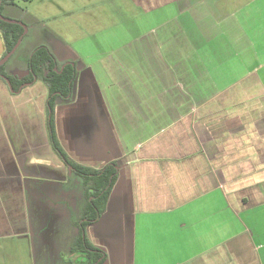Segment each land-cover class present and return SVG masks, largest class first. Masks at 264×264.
I'll use <instances>...</instances> for the list:
<instances>
[{
    "label": "crops",
    "instance_id": "obj_1",
    "mask_svg": "<svg viewBox=\"0 0 264 264\" xmlns=\"http://www.w3.org/2000/svg\"><path fill=\"white\" fill-rule=\"evenodd\" d=\"M109 1L97 19L68 13L80 30L113 27L98 40L107 50L88 63L68 46L77 38L59 35L53 50L79 70L72 101L55 110L62 148L94 169L120 162L104 217L88 227L104 264H264V0ZM28 58L6 72H26ZM29 87L45 101L43 83ZM21 109L16 121H29ZM1 137L16 163L27 141L11 150ZM29 154L18 156L25 173Z\"/></svg>",
    "mask_w": 264,
    "mask_h": 264
},
{
    "label": "rangeland",
    "instance_id": "obj_2",
    "mask_svg": "<svg viewBox=\"0 0 264 264\" xmlns=\"http://www.w3.org/2000/svg\"><path fill=\"white\" fill-rule=\"evenodd\" d=\"M101 2L110 1L17 0L16 5L8 6L3 11L5 17L23 21L25 25L29 26L28 35L22 40L16 53L9 60L10 65L15 63L19 69H25L27 56H30L31 52L41 45L47 46L55 54L53 51L56 49L55 35H59L66 43L69 42L68 40L77 38L68 46L76 47L82 57L88 55L85 59L91 63L97 49H108L98 40L112 35L113 27L104 30V27L96 25L98 29L90 31L87 26H83L80 30L77 23L74 22L72 25L69 23L70 17L76 19L77 14L70 16L68 13H78L84 9H88L87 13H89L93 10L91 12L94 16L92 19H97V4ZM100 30L104 31L97 34ZM86 33H89V36H86ZM59 51L67 54L69 48L65 47ZM3 52L4 48L0 39V59ZM38 86L43 85L39 84ZM28 88L31 87L28 86L20 94L13 96L0 80V147L5 139L1 135L5 136V134L12 137L16 146L19 142L27 141L23 148L15 149V154L20 156L25 164L24 157L30 153V165L33 169H30L31 167L26 169L28 166L26 162L24 168L26 173L30 174V177H41L42 180L51 183L56 181L52 172L54 166H57L58 163L63 165V163L52 149L46 130V98L44 101L40 99V96H37L34 102V99L31 98L35 96L30 93L29 96ZM21 108H26L29 121H16L18 116L15 115L23 111ZM4 112L6 113L5 117ZM34 131L37 133L34 134ZM8 153L5 152L1 155L3 158L0 160V168L9 162L11 157L6 156ZM15 157V155L12 156L14 160ZM37 161L42 165L32 164ZM10 166L15 170L7 173L4 171L6 179L0 184V236L18 235L0 238V264H84L86 262L84 254H70L71 244L77 236L74 222L79 220L85 204L82 178L76 174H70L71 168L68 167L69 182L63 187L46 182L37 184L31 182L28 185L27 195H23L18 178L16 181L8 179L17 175L15 162ZM1 172H3L2 169H0L2 178ZM16 187L17 190H14ZM36 191L37 195H35ZM20 196L22 197L20 198ZM50 196L57 206L49 204ZM44 204L47 206L44 207ZM102 228L104 227L102 226ZM96 229L100 230V226ZM89 232L87 229V238L90 240Z\"/></svg>",
    "mask_w": 264,
    "mask_h": 264
},
{
    "label": "trees",
    "instance_id": "obj_3",
    "mask_svg": "<svg viewBox=\"0 0 264 264\" xmlns=\"http://www.w3.org/2000/svg\"><path fill=\"white\" fill-rule=\"evenodd\" d=\"M16 1L1 0L0 14L3 15L6 6L16 5ZM25 27L29 30L28 25L23 26L0 20V39L4 48L1 58L14 48L22 36L24 39L28 35V32L24 34ZM5 66L6 64L0 67V80L7 86L13 96L17 95L18 90L24 83L34 85L41 82L46 86L45 124L50 144L62 163L70 167L72 173L80 176L83 181L85 204L79 220L74 222L77 228V236L71 244L70 254H84L86 259L84 264H104L107 253L104 249L91 243L87 238V228L98 223L106 212L109 197L119 176L120 162L108 163L102 169L80 165L67 155L58 140L56 132V104L60 101L70 102L73 99L75 82L79 74L77 63L75 60L59 61L47 46L41 45L31 52L28 58V73L24 77L19 78L18 76L8 75L5 72ZM7 80L12 90H10Z\"/></svg>",
    "mask_w": 264,
    "mask_h": 264
},
{
    "label": "flooded vegetation",
    "instance_id": "obj_4",
    "mask_svg": "<svg viewBox=\"0 0 264 264\" xmlns=\"http://www.w3.org/2000/svg\"><path fill=\"white\" fill-rule=\"evenodd\" d=\"M2 59V58H1ZM27 70H28V68H27ZM5 72H6V68H5ZM7 73V72H6ZM27 73H28V71H23V72H20V73H18V74H16V75H12V76H18L19 78L20 77H24L25 75H27ZM8 74V73H7ZM8 75H10V74H8ZM35 85V84H34ZM23 86V88H22V90L24 89V88H26V87H28V86H33V85H29V83H24V84H22L21 85V87ZM20 87V88H21ZM22 90L19 92V93H17V94H20L21 92H22ZM19 91V90H18ZM17 91V92H18ZM72 101V100H71ZM61 102V101H60ZM59 103V102H58ZM57 103V104H58ZM57 104H56V107H57ZM55 110H56V108H55ZM10 149L12 150L13 149V141L11 140L10 141ZM7 147H9V146H7ZM6 146H5V149L7 148ZM1 150V149H0ZM0 153H1V151H0ZM4 154V153H3ZM2 154V155H3ZM16 156V155H15ZM0 160L3 158V156H1V154H0ZM11 161V160H10ZM15 161H16V171L18 172V174L16 175V176H14V178L12 177V178H8V179H12L13 181H16L17 180V178H18V181H20V184H19V187L21 188V190H22V193H23V195H27V191H28V185H29V183H33V182H36V183H34V184H37V183H47L48 181H45V180H42V178L41 177H37V178H33V177H30L31 175L30 174H28V173H26L25 174V172H24V170H23V164H21L20 163V160H19V157L18 156H16L15 157ZM0 164H1V161H0ZM64 165V164H63ZM14 168V167H13ZM64 168H65V170H66V173H67V178L65 179V180H56V181H54V182H51L52 183V185H55V186H64L66 183H68L69 182V174H68V167L67 166H65L64 165ZM70 168V167H69ZM2 170H3V172H1V175L3 176L2 178H0V184L6 179V178H4V171L7 173V172H13L15 169H12V167L10 166V165H8V164H6L5 165V167H4V165H3V168H2ZM70 174H73L72 173V169H71V172H69ZM20 176V177H19ZM51 183H47V184H51ZM15 184H17L18 185V183H16L15 182ZM14 190H17V187L14 189ZM65 193V192H64ZM38 193H37V191H36V194L35 195H37ZM22 195V196H23ZM22 196H20V198L22 197ZM26 197V196H25ZM38 197V196H37ZM48 201H49V204L51 205V206H57V203H55L54 202V200H52V196H50L49 198H48ZM53 201V202H52ZM49 205V206H50ZM44 207H46L47 205L46 204H44L43 205ZM48 206V207H49ZM48 207H47V209H48ZM82 213V212H81ZM92 226V225H91ZM90 227V226H89ZM88 229V228H87ZM16 235H18V234H9V235H3V236H0V237H2L1 239H3V238H5V237H15ZM98 247V246H97ZM107 258H108V255H107Z\"/></svg>",
    "mask_w": 264,
    "mask_h": 264
},
{
    "label": "water",
    "instance_id": "obj_5",
    "mask_svg": "<svg viewBox=\"0 0 264 264\" xmlns=\"http://www.w3.org/2000/svg\"><path fill=\"white\" fill-rule=\"evenodd\" d=\"M0 20L2 21H5V22H8V23H14V24H19V25H23V22H19L17 20H13V19H9V18H5L3 15L0 14ZM28 32V29L25 27V32L24 34H26ZM22 40H23V36L18 40L17 44L14 46V48L9 52L7 53L2 59H0V67L4 64H6L10 58L16 53L17 49L19 48L20 44L22 43ZM8 84H9V87H10V90H12V87L9 83V81L7 80ZM23 86L20 88L19 92L22 90ZM18 92V93H19ZM104 215L102 216V218L100 219V221L98 223L101 222V220L103 219ZM96 223V224H98ZM94 224V225H96Z\"/></svg>",
    "mask_w": 264,
    "mask_h": 264
}]
</instances>
